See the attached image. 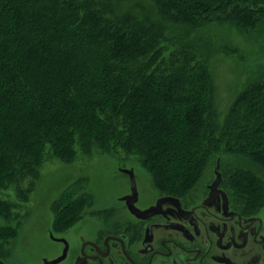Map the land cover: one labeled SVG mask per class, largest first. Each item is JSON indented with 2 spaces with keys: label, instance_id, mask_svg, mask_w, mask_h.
I'll return each mask as SVG.
<instances>
[{
  "label": "trees",
  "instance_id": "16d2710c",
  "mask_svg": "<svg viewBox=\"0 0 264 264\" xmlns=\"http://www.w3.org/2000/svg\"><path fill=\"white\" fill-rule=\"evenodd\" d=\"M128 1L0 0L1 257L22 226L4 193L28 199L52 160L134 157L167 194L194 187L222 152L264 170V82L222 117L209 58L188 33L213 23L256 30L264 0H149L142 18L122 8ZM236 178L264 200L258 177ZM89 199L60 200L55 218Z\"/></svg>",
  "mask_w": 264,
  "mask_h": 264
},
{
  "label": "flooded vegetation",
  "instance_id": "af4514ba",
  "mask_svg": "<svg viewBox=\"0 0 264 264\" xmlns=\"http://www.w3.org/2000/svg\"><path fill=\"white\" fill-rule=\"evenodd\" d=\"M241 174L256 176L264 184V170L230 163L217 166L190 190L176 194L161 191L152 180L131 178L118 201L100 209H92L90 203L87 209L62 212L58 220L52 217L50 227H39L42 238L29 244L31 250L11 246L0 261L264 264V200L256 201L236 185ZM254 188L249 192H256Z\"/></svg>",
  "mask_w": 264,
  "mask_h": 264
},
{
  "label": "rangeland",
  "instance_id": "374dc122",
  "mask_svg": "<svg viewBox=\"0 0 264 264\" xmlns=\"http://www.w3.org/2000/svg\"><path fill=\"white\" fill-rule=\"evenodd\" d=\"M122 8L139 18L153 12L149 0H130ZM188 33L194 51L209 58L215 84V106L224 117L239 92L249 84L264 82V19L256 30L249 33L240 32L231 23L208 24ZM218 155L208 165L205 175L213 174L214 168H223L228 163L240 168H253L256 172L259 169L242 155L227 152ZM131 178L153 181L145 167L138 164L134 157L127 158L126 155L96 154L92 158L80 155L79 160L71 165L58 160L47 162L42 168L41 180L28 199L23 200L15 191L3 195L17 205L15 214L22 220L17 236L6 252L11 246L18 250H31L29 244L37 243V237L42 238L38 234L39 227H50L55 206L60 200L66 202L74 196H87L91 206L94 205L92 209H100L102 204L118 201L127 192ZM63 196L69 198L61 199Z\"/></svg>",
  "mask_w": 264,
  "mask_h": 264
},
{
  "label": "water",
  "instance_id": "95a60500",
  "mask_svg": "<svg viewBox=\"0 0 264 264\" xmlns=\"http://www.w3.org/2000/svg\"><path fill=\"white\" fill-rule=\"evenodd\" d=\"M0 264H4V263H2V262L0 261Z\"/></svg>",
  "mask_w": 264,
  "mask_h": 264
}]
</instances>
